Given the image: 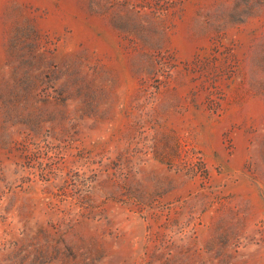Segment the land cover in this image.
Instances as JSON below:
<instances>
[{"label":"rangeland","instance_id":"1","mask_svg":"<svg viewBox=\"0 0 264 264\" xmlns=\"http://www.w3.org/2000/svg\"><path fill=\"white\" fill-rule=\"evenodd\" d=\"M0 264H264V0H0Z\"/></svg>","mask_w":264,"mask_h":264}]
</instances>
